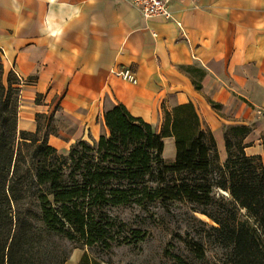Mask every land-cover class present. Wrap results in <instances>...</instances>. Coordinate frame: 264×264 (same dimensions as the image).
I'll list each match as a JSON object with an SVG mask.
<instances>
[{
  "label": "crops",
  "instance_id": "crops-1",
  "mask_svg": "<svg viewBox=\"0 0 264 264\" xmlns=\"http://www.w3.org/2000/svg\"><path fill=\"white\" fill-rule=\"evenodd\" d=\"M169 10L166 20L125 0H0L18 130L65 152L108 136L104 115L119 105L158 134L167 113L192 105L221 165L233 127L250 129L245 153L264 160V0H170ZM164 143L176 150L175 138Z\"/></svg>",
  "mask_w": 264,
  "mask_h": 264
},
{
  "label": "trees",
  "instance_id": "trees-1",
  "mask_svg": "<svg viewBox=\"0 0 264 264\" xmlns=\"http://www.w3.org/2000/svg\"><path fill=\"white\" fill-rule=\"evenodd\" d=\"M17 84L11 76L5 80L0 62V264H40L42 241L53 236L83 241L89 248L110 247L109 231L98 227L105 209L141 204L146 197L202 207L196 212L218 225L212 230L230 250L229 264H264V160L245 153L250 129L230 128L228 158L213 166L215 139L201 127L192 105L167 113L162 134L119 105L104 115L108 136L93 144L78 142L68 156L58 157L46 139L40 144L25 138L39 130H18ZM166 137L175 138L177 151L175 162L168 164L163 158ZM19 138L37 153L30 158L23 154ZM79 148L96 156H80ZM56 159H62L61 165L53 164ZM154 173L159 186L150 191L147 179ZM216 189L230 200L216 199ZM242 210L252 222L238 220ZM89 261L85 254L79 264Z\"/></svg>",
  "mask_w": 264,
  "mask_h": 264
},
{
  "label": "rangeland",
  "instance_id": "rangeland-1",
  "mask_svg": "<svg viewBox=\"0 0 264 264\" xmlns=\"http://www.w3.org/2000/svg\"><path fill=\"white\" fill-rule=\"evenodd\" d=\"M4 74L5 80L11 76L12 81H17L12 73L7 75L4 70ZM25 138L38 139L40 144L45 141L42 133ZM17 147L28 158L37 153L35 146H26L20 138ZM172 152L174 157L175 145L167 144L164 158H169ZM69 153L70 150L58 151L57 156H68ZM79 154L91 160L96 156V153L86 152L82 148H79ZM61 163L62 159L53 162L55 166ZM219 164L218 158L213 157V166ZM66 173H69L68 169ZM147 180L150 191L158 188L155 173ZM214 195L218 200H230L228 194L219 189L214 190ZM197 208L202 209L188 202L163 204L158 199L150 201L149 197L141 204L108 207L105 209L106 216L98 227L104 226L109 231L110 247L103 248L98 245L89 248L83 245V241L70 242L53 236L42 241L43 247L37 259L40 264H79L87 254L90 264H229L230 250L221 244V235L212 230L218 225L196 212ZM209 210L216 209L210 207ZM237 218L252 222L246 217L244 210L238 211ZM69 255L70 259L64 262Z\"/></svg>",
  "mask_w": 264,
  "mask_h": 264
},
{
  "label": "built area",
  "instance_id": "built-area-1",
  "mask_svg": "<svg viewBox=\"0 0 264 264\" xmlns=\"http://www.w3.org/2000/svg\"><path fill=\"white\" fill-rule=\"evenodd\" d=\"M137 8L144 17H163L170 20L172 14L169 10L170 0H125ZM118 75L126 80H134L133 73L130 70L123 69Z\"/></svg>",
  "mask_w": 264,
  "mask_h": 264
}]
</instances>
